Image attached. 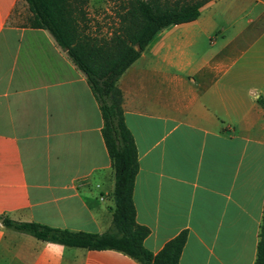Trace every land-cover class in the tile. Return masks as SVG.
<instances>
[{
    "label": "crops",
    "instance_id": "1",
    "mask_svg": "<svg viewBox=\"0 0 264 264\" xmlns=\"http://www.w3.org/2000/svg\"><path fill=\"white\" fill-rule=\"evenodd\" d=\"M81 10L93 41L119 34L117 11ZM31 17L25 0H0V219L103 233L114 176L99 106ZM117 85L137 149L144 246L157 253L186 229L179 264H253L264 203V0L205 3L193 21L161 30ZM2 221L0 264H140Z\"/></svg>",
    "mask_w": 264,
    "mask_h": 264
},
{
    "label": "trees",
    "instance_id": "2",
    "mask_svg": "<svg viewBox=\"0 0 264 264\" xmlns=\"http://www.w3.org/2000/svg\"><path fill=\"white\" fill-rule=\"evenodd\" d=\"M32 13L30 27L47 30L73 64L84 73L101 118L102 138L114 176L111 223L103 233L54 228L37 222H18L6 216L2 224L39 240L88 250L119 251L140 264H179L187 239L181 230L157 252L143 244L149 228L135 218L133 189L139 164L133 136L124 120L123 94L117 85L121 74L164 28L197 18L211 0H121L119 34L93 41L82 34L81 7L88 0H25ZM259 103L264 109V99ZM253 264H264V203Z\"/></svg>",
    "mask_w": 264,
    "mask_h": 264
},
{
    "label": "rangeland",
    "instance_id": "3",
    "mask_svg": "<svg viewBox=\"0 0 264 264\" xmlns=\"http://www.w3.org/2000/svg\"><path fill=\"white\" fill-rule=\"evenodd\" d=\"M121 0H88L86 7L92 10L101 9L105 15H113L119 10ZM100 10V11H101Z\"/></svg>",
    "mask_w": 264,
    "mask_h": 264
},
{
    "label": "water",
    "instance_id": "4",
    "mask_svg": "<svg viewBox=\"0 0 264 264\" xmlns=\"http://www.w3.org/2000/svg\"><path fill=\"white\" fill-rule=\"evenodd\" d=\"M0 221H2V219H0Z\"/></svg>",
    "mask_w": 264,
    "mask_h": 264
}]
</instances>
